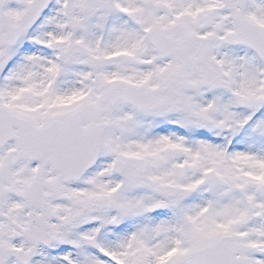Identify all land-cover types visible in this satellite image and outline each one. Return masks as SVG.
Returning a JSON list of instances; mask_svg holds the SVG:
<instances>
[{
    "label": "snow or ice",
    "instance_id": "6c2138e0",
    "mask_svg": "<svg viewBox=\"0 0 264 264\" xmlns=\"http://www.w3.org/2000/svg\"><path fill=\"white\" fill-rule=\"evenodd\" d=\"M0 264H264V0H0Z\"/></svg>",
    "mask_w": 264,
    "mask_h": 264
}]
</instances>
